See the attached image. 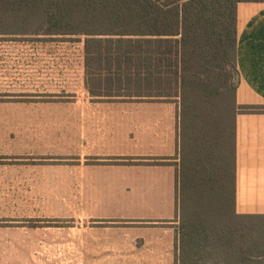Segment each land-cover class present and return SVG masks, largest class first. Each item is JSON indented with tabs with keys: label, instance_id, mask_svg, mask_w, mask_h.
<instances>
[{
	"label": "trees",
	"instance_id": "obj_1",
	"mask_svg": "<svg viewBox=\"0 0 264 264\" xmlns=\"http://www.w3.org/2000/svg\"><path fill=\"white\" fill-rule=\"evenodd\" d=\"M241 3L264 0H0V35L84 39L90 97L178 103L176 264H264V215L235 210L237 116L264 112L237 102Z\"/></svg>",
	"mask_w": 264,
	"mask_h": 264
},
{
	"label": "crops",
	"instance_id": "obj_2",
	"mask_svg": "<svg viewBox=\"0 0 264 264\" xmlns=\"http://www.w3.org/2000/svg\"><path fill=\"white\" fill-rule=\"evenodd\" d=\"M237 19V102L264 107V3L239 4ZM86 94L87 97L74 98L72 115L55 117L63 123L56 128L63 148L64 123L72 121L76 232L81 234L85 223H89L107 226L105 229L122 235L121 256L110 258L104 253L99 264H111L109 260L116 264H176L178 103L97 99ZM32 118L50 121L46 115ZM236 129L235 210L239 215H264V112L239 114ZM48 133L42 128L41 135L32 134L29 153L38 164L27 173L31 178L37 175L36 181L32 179L26 193L16 182L11 198L14 202L25 198L40 204H32L28 211L16 208L6 212L0 208V220L22 224L24 220L43 223L36 221L65 217L64 212L51 215L41 205L50 201L49 189H34L40 183L50 184L49 177H38L50 172V166L43 162L50 156H64L51 155ZM139 159H164L160 161L165 164H123L142 161ZM3 172L0 171V202H5L7 192ZM53 181L56 185L65 183L64 177ZM114 249L118 250L116 246Z\"/></svg>",
	"mask_w": 264,
	"mask_h": 264
},
{
	"label": "rangeland",
	"instance_id": "obj_3",
	"mask_svg": "<svg viewBox=\"0 0 264 264\" xmlns=\"http://www.w3.org/2000/svg\"><path fill=\"white\" fill-rule=\"evenodd\" d=\"M85 91L83 38L0 35V171H4L7 191L0 208L6 212L16 208L28 211L32 204H40L25 198L14 202L11 198L16 182L26 193L31 189L32 179L36 181L37 175L31 178L27 173L38 164L29 153L30 141L32 134H40L43 128L49 130L51 155L64 156H50L43 162L50 166V172L38 177H49L50 184L40 183L34 189H49L51 199L41 205L51 215L63 212L65 215L60 220L36 221L43 223L24 220L25 223L15 224L0 220V264H99L104 253L110 258L121 256L119 249L124 240L116 230L89 223H85L81 234L75 230L72 121L64 123L66 143L63 148L58 143L56 130L63 123L55 117L72 115L74 98L87 97ZM42 115L50 116V121L43 122L41 118L33 121L32 116ZM178 158L179 168L180 155ZM63 177L64 185L54 184V178ZM53 193L59 195L60 200ZM82 208L84 213V206ZM175 221L178 228V216ZM106 246L111 249L104 250ZM109 261L116 264L114 260Z\"/></svg>",
	"mask_w": 264,
	"mask_h": 264
}]
</instances>
